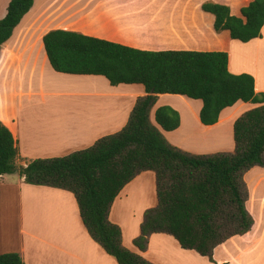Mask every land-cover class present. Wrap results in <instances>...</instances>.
I'll list each match as a JSON object with an SVG mask.
<instances>
[{
  "label": "crops",
  "instance_id": "0c3cea01",
  "mask_svg": "<svg viewBox=\"0 0 264 264\" xmlns=\"http://www.w3.org/2000/svg\"><path fill=\"white\" fill-rule=\"evenodd\" d=\"M205 1L227 5L241 16V8L253 0H34L0 51V121L19 152L17 171L0 179V253L16 252L24 264H118L86 230L72 192L26 183L18 168L37 158L69 155L120 131L146 91L138 83L111 85L102 75L55 71L44 34L67 29L141 50L225 51L228 70L251 74L255 91L264 93V24L260 37L232 39L228 30L214 29L213 14L201 8ZM9 2L0 0V19ZM163 105L180 115L178 128H161L164 136L193 154L233 152L235 120L258 106L237 101L221 111L215 124L204 125L199 99L160 94L151 110L153 121L155 109ZM244 181L254 223L247 233L217 245L213 261L183 249L164 232L150 234L144 250L134 245L144 212L158 203L153 171L141 172L123 187L108 217L121 227L122 244L153 264H264V194L256 210L249 205L256 198L254 185L264 184V167L249 169Z\"/></svg>",
  "mask_w": 264,
  "mask_h": 264
},
{
  "label": "trees",
  "instance_id": "16d2710c",
  "mask_svg": "<svg viewBox=\"0 0 264 264\" xmlns=\"http://www.w3.org/2000/svg\"><path fill=\"white\" fill-rule=\"evenodd\" d=\"M34 0H10L0 19V51ZM214 29L228 30L232 39L248 42L261 36L264 0H253L231 14L227 5L205 1ZM43 45L52 68L75 75H102L111 85L142 84L126 125L99 138L92 146L63 157L37 158L18 168L26 183L57 187L73 193L90 236L118 264H153L122 244L121 227L109 220L110 207L123 187L143 171L156 176L158 203L144 212L134 245L144 250L148 236L164 232L183 249L213 261V250L233 235L247 233L253 217L246 208L244 174L264 167V93L254 89V77L228 70L225 51L132 48L81 32L52 29ZM160 94H179L202 101L200 121L213 125L221 111L237 101L258 106L240 115L233 125L231 153L193 154L173 146L161 128L179 127V112L168 105L151 110ZM17 142L0 121V179L17 171ZM0 264H24L16 252L0 253Z\"/></svg>",
  "mask_w": 264,
  "mask_h": 264
},
{
  "label": "rangeland",
  "instance_id": "374dc122",
  "mask_svg": "<svg viewBox=\"0 0 264 264\" xmlns=\"http://www.w3.org/2000/svg\"><path fill=\"white\" fill-rule=\"evenodd\" d=\"M254 187H255V197L256 198H254V199H250V203H249V205H250V209H252V208H257L258 207V204H259V198H258V196L260 195V194H264V184L261 182L260 183V185H254ZM261 190H263L262 192H257V191H261ZM247 191H248V188H247ZM154 199H155V196L153 197ZM152 198V199H153ZM152 199H150V200H152ZM149 202H151V201H149ZM155 204H156V202H155ZM157 205V204H156ZM155 205V206H156ZM150 208H152V207H150ZM149 209V208H148ZM253 210V209H252ZM256 210V209H255ZM144 218V217H143ZM14 224H16V222L14 221ZM132 227H133V224H132ZM132 227H130L129 228V230L130 231H132ZM202 264V263H201Z\"/></svg>",
  "mask_w": 264,
  "mask_h": 264
}]
</instances>
